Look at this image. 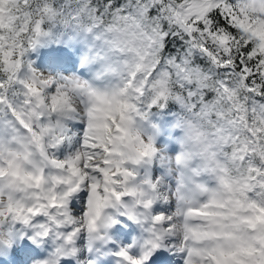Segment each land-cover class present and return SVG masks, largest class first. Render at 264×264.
I'll return each mask as SVG.
<instances>
[{"label":"snow or ice","instance_id":"1","mask_svg":"<svg viewBox=\"0 0 264 264\" xmlns=\"http://www.w3.org/2000/svg\"><path fill=\"white\" fill-rule=\"evenodd\" d=\"M0 264H264V0H0Z\"/></svg>","mask_w":264,"mask_h":264}]
</instances>
